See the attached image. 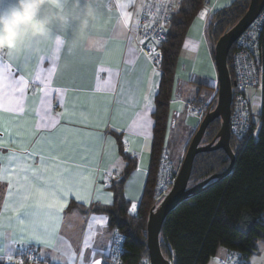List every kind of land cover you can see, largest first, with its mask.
Masks as SVG:
<instances>
[{"label": "crops", "instance_id": "obj_1", "mask_svg": "<svg viewBox=\"0 0 264 264\" xmlns=\"http://www.w3.org/2000/svg\"><path fill=\"white\" fill-rule=\"evenodd\" d=\"M234 1L206 0L189 26L170 100L172 123L185 115L186 102L203 103L204 97H208L209 104H215L219 88L215 49L206 30L213 15L230 7ZM143 2L97 0L103 23L99 29H93L90 36L99 43L90 46L85 42L72 50L60 45L54 62L46 56L38 66L35 58L9 62L3 57L0 69L5 75L15 72L16 80L22 75L27 87L22 110L10 108L6 102L0 109V170L15 166L10 153L24 156L27 150L48 156L51 144L61 138H75L87 146L85 159H78L77 163L88 177L84 182L88 187L80 192L86 199H76L75 189L67 197L51 247L34 239L16 245L4 239L0 241V257H4L0 264H9L7 253L15 258L22 249L35 250L44 264H92L93 259L103 264L115 255L116 231L109 227L105 215L92 213L90 209L113 204L110 187L124 174L127 165L124 155L136 165L123 183V194L131 205L136 204V210L147 184L155 128V98L162 72L152 66L127 33L132 16L139 15ZM202 12L206 14L201 16ZM125 14L130 16L127 25L122 23ZM42 47L55 52L49 45ZM18 64L22 70H17ZM40 81L46 82L50 90L48 96L41 91L45 84ZM7 84V79L0 82L5 92ZM249 97L251 109L254 105L261 108V89L252 90ZM39 161L40 156L36 155L26 162L39 166ZM7 199V183L0 181V214L4 217L11 215L3 210V201ZM105 200L111 202L104 203ZM85 240H89L87 245ZM73 252L75 258L71 255ZM228 254L227 249L221 248L208 264H223ZM246 263L264 264V241L258 243L257 251Z\"/></svg>", "mask_w": 264, "mask_h": 264}, {"label": "trees", "instance_id": "obj_2", "mask_svg": "<svg viewBox=\"0 0 264 264\" xmlns=\"http://www.w3.org/2000/svg\"><path fill=\"white\" fill-rule=\"evenodd\" d=\"M205 2L182 0L168 26L167 41L162 47V78L153 114L155 128L151 168L136 213L131 212V203L123 194V183L136 166L135 161L127 155L123 156L127 165L122 178L110 187L114 194L113 204L90 209L92 213L105 215L109 227L122 236L116 262L107 260L103 264H139L143 259H149L147 222L150 213L161 202L155 198L154 182L160 157L163 150L168 148L170 100L175 89L177 63L187 30ZM249 4L250 0H235L230 7L213 15L206 31L214 49L218 40L242 19ZM256 38V58L262 76L260 113L256 118L252 111L249 130L242 139L231 138V148L236 156L231 174L191 196L166 218L160 233V247L171 264H208L221 248L238 252L248 259L257 251L258 243L264 241V20ZM234 50L232 47L228 57L232 80L231 59ZM216 105L217 99L208 111H213ZM220 127L219 120L213 122L206 131L202 145L211 143ZM229 164L230 160L222 150L198 155L194 161L190 187L225 172Z\"/></svg>", "mask_w": 264, "mask_h": 264}, {"label": "snow or ice", "instance_id": "obj_3", "mask_svg": "<svg viewBox=\"0 0 264 264\" xmlns=\"http://www.w3.org/2000/svg\"><path fill=\"white\" fill-rule=\"evenodd\" d=\"M99 8V5H97ZM206 13L202 12L201 16ZM101 23L103 17L100 15ZM130 16L125 14L122 23L127 25ZM75 26L73 25V31ZM73 32H66L67 39H71ZM99 42H95V45ZM42 45H47L44 41H35L31 47L22 54L6 55L9 62L23 60L27 62L29 58H35L37 64H41L45 57L50 61H55L60 52V44H57L55 52ZM103 47V44H100ZM107 51V49H106ZM4 55H0V64L3 63ZM55 67L53 63V68ZM17 70H22L17 65ZM51 71V69H49ZM7 79V91L0 85V109L4 107L5 102L10 108L22 110V102L27 87V81L21 75L19 80L15 78V72L5 75L3 69H0V82ZM39 79V78H37ZM45 86L41 89L45 96L50 94L45 81H40ZM19 93V95H16ZM79 134V133H77ZM2 146V141H0ZM87 146L83 141L75 138H61L56 143L50 145V155L44 156L38 152L28 153L25 150L24 156L16 153H10V160L16 162L15 166L0 170V181L7 183V196L9 199L3 201V210L11 215L4 217L0 214V241L8 240L11 245L23 243L24 240H36L47 247L52 246V237L58 229V222L61 219L59 213L66 206V199L76 190V199L83 200L86 196L80 195L81 191H86L88 185L84 182L88 180L81 171L82 165L77 160L85 159ZM40 156L39 166L27 163L26 161ZM91 181L89 180V184ZM99 199V196L97 197ZM105 200L104 203H110ZM131 211L135 213L136 204L133 203ZM6 221V222H5ZM19 236V239L17 238ZM85 245L89 240H85ZM2 251V249H0ZM76 257V253H71ZM4 257H0L3 259ZM6 259L9 264H15L11 253H7ZM22 259L19 264H22ZM92 264H101L100 260H92Z\"/></svg>", "mask_w": 264, "mask_h": 264}, {"label": "built area", "instance_id": "obj_4", "mask_svg": "<svg viewBox=\"0 0 264 264\" xmlns=\"http://www.w3.org/2000/svg\"><path fill=\"white\" fill-rule=\"evenodd\" d=\"M115 2V0H111ZM182 0H144L141 11L136 17L133 15L127 26V33L151 62L152 66L160 69L163 61L162 47L167 41V30L176 9ZM264 12L255 23L233 45L235 48L232 59V71L236 86L233 88L231 105L230 130L234 139H242L248 132L251 119V101L249 93L261 89L262 76L257 56V34L260 31ZM189 114L202 122L209 112V105L194 106L186 103ZM181 168L176 164L168 152L160 157L156 179L154 182L155 198L162 201L171 191ZM122 236L116 233L113 247L115 255L111 259L116 262L121 250ZM23 264H41L42 259L33 249H22L15 256V264L20 260ZM139 264H150L149 259H143ZM223 264H247L246 259L238 252L230 251Z\"/></svg>", "mask_w": 264, "mask_h": 264}, {"label": "water", "instance_id": "obj_5", "mask_svg": "<svg viewBox=\"0 0 264 264\" xmlns=\"http://www.w3.org/2000/svg\"><path fill=\"white\" fill-rule=\"evenodd\" d=\"M263 12L264 0H250L249 7L242 19L231 30L225 33L215 45L214 60L219 83L217 105L213 111L205 115L194 134L171 191L164 198L160 206L154 208L149 215L147 222V247L150 264H171L164 257L160 247V233L170 213L191 196L215 182L225 179L233 171L236 156L231 148L230 117L233 88L236 86V83L231 78L228 57L233 45L257 21ZM217 120L221 122L218 134L211 143L202 145L208 127ZM218 150L224 151L230 160L227 170L190 187L189 182L196 157L203 153Z\"/></svg>", "mask_w": 264, "mask_h": 264}, {"label": "clouds", "instance_id": "obj_6", "mask_svg": "<svg viewBox=\"0 0 264 264\" xmlns=\"http://www.w3.org/2000/svg\"><path fill=\"white\" fill-rule=\"evenodd\" d=\"M100 26L97 0H0V55L22 54L35 41L54 49L94 46L90 32ZM66 32H73L70 40Z\"/></svg>", "mask_w": 264, "mask_h": 264}, {"label": "rangeland", "instance_id": "obj_7", "mask_svg": "<svg viewBox=\"0 0 264 264\" xmlns=\"http://www.w3.org/2000/svg\"><path fill=\"white\" fill-rule=\"evenodd\" d=\"M217 98H218V95H217ZM208 100H209L208 97L207 98L204 97L203 103H196V102L195 103L186 102V103H191L194 106L203 105L207 103L210 107L211 105L209 104ZM185 110H186L185 115L177 119V122L175 121V123H172V120L170 118L169 128H168V137H169L168 148H165L163 150L164 152L166 151L169 153V155L171 156V159L176 164H180V163L182 164L183 159L186 155L188 146L200 125L198 120H195V119L193 121L189 120V118H193V117L189 114L187 107L185 108ZM252 110H253L254 115H256L257 113L260 112L261 108L254 105L252 107ZM162 201L158 204V207L160 206Z\"/></svg>", "mask_w": 264, "mask_h": 264}]
</instances>
